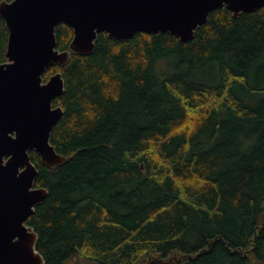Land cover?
<instances>
[{
	"label": "trees",
	"instance_id": "trees-1",
	"mask_svg": "<svg viewBox=\"0 0 264 264\" xmlns=\"http://www.w3.org/2000/svg\"><path fill=\"white\" fill-rule=\"evenodd\" d=\"M8 37L0 15V62ZM56 71L68 159L30 152L48 195L26 220L45 264H264V7L217 8L189 41L102 32Z\"/></svg>",
	"mask_w": 264,
	"mask_h": 264
},
{
	"label": "water",
	"instance_id": "water-1",
	"mask_svg": "<svg viewBox=\"0 0 264 264\" xmlns=\"http://www.w3.org/2000/svg\"><path fill=\"white\" fill-rule=\"evenodd\" d=\"M224 6L239 17L264 7V0L0 1L9 30L7 60L0 62V264H45L37 250L38 234L26 223L48 195L46 187L35 185L39 171L30 152L48 167L68 159L51 142L64 114L53 102L64 93L65 81L61 71L44 81L46 70L66 65L72 53H93L102 32L117 39L139 31L168 32L189 41L210 13ZM60 23L74 32L64 50L56 37Z\"/></svg>",
	"mask_w": 264,
	"mask_h": 264
}]
</instances>
